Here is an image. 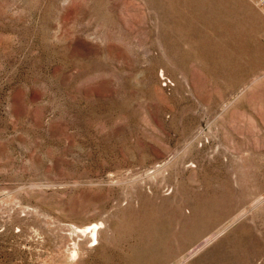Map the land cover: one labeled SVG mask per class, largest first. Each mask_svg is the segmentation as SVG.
Here are the masks:
<instances>
[{"label": "rangeland", "instance_id": "1", "mask_svg": "<svg viewBox=\"0 0 264 264\" xmlns=\"http://www.w3.org/2000/svg\"><path fill=\"white\" fill-rule=\"evenodd\" d=\"M0 264H264L260 0H0Z\"/></svg>", "mask_w": 264, "mask_h": 264}, {"label": "bare ground", "instance_id": "2", "mask_svg": "<svg viewBox=\"0 0 264 264\" xmlns=\"http://www.w3.org/2000/svg\"><path fill=\"white\" fill-rule=\"evenodd\" d=\"M99 228H100L99 223L93 222V223H90L87 227L82 228V230L85 231V233L90 232L91 237H93V239H96ZM75 229H78V228H75ZM82 230L78 229V232ZM73 254H76V250H73Z\"/></svg>", "mask_w": 264, "mask_h": 264}, {"label": "built area", "instance_id": "3", "mask_svg": "<svg viewBox=\"0 0 264 264\" xmlns=\"http://www.w3.org/2000/svg\"><path fill=\"white\" fill-rule=\"evenodd\" d=\"M260 2H261V5L264 8V0H260ZM162 79H163L164 85H167L170 82L169 79H168V77H166V76H162Z\"/></svg>", "mask_w": 264, "mask_h": 264}]
</instances>
